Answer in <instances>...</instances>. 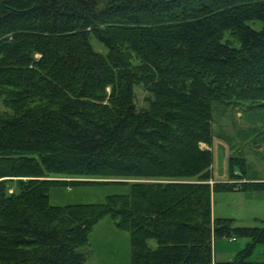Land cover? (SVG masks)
<instances>
[{
    "label": "trees",
    "instance_id": "16d2710c",
    "mask_svg": "<svg viewBox=\"0 0 264 264\" xmlns=\"http://www.w3.org/2000/svg\"><path fill=\"white\" fill-rule=\"evenodd\" d=\"M0 105V264H86L105 217L129 234L130 264H264L249 260L264 226L211 217L213 193L264 184H209L215 108L264 112V0H0ZM230 166L255 180L243 157ZM49 175L168 182L51 206L50 189L92 184ZM220 238L248 242L214 262Z\"/></svg>",
    "mask_w": 264,
    "mask_h": 264
},
{
    "label": "rangeland",
    "instance_id": "374dc122",
    "mask_svg": "<svg viewBox=\"0 0 264 264\" xmlns=\"http://www.w3.org/2000/svg\"><path fill=\"white\" fill-rule=\"evenodd\" d=\"M259 29V25L254 26ZM91 46L99 53L105 54L106 50L95 40H91ZM39 57V56H38ZM134 104L137 110L146 109V99L149 94L142 86L134 87ZM216 107V106H215ZM6 111L0 105V112ZM264 112L248 114L242 113L239 107L222 108L216 107L213 113L212 129L215 137L212 140L211 151L213 154L212 174L210 186L218 183H261L264 184V134L260 137L252 133L264 131V119L256 117ZM250 119V120H248ZM256 121V122H255ZM246 137H250L245 140ZM224 140V141H223ZM226 141V142H225ZM230 145V146H229ZM232 149H231V148ZM202 149L210 150L209 145L201 144ZM241 156L245 159L248 168L247 176L255 180L237 179L230 180L233 170H239L230 166L232 156ZM46 180L61 183L88 182L92 185L66 187H54L49 191V204L51 206H66L71 204H98L105 201L109 195H126L132 183H166L168 180L159 179H128V178H83L78 176L46 177ZM184 181L193 182L195 179ZM107 183L109 185H101ZM14 186L9 188L13 192ZM211 217L227 218L233 220L234 227H263L264 226V192H215L211 197ZM248 239L229 238L216 239L213 243V255L217 262L232 260L235 254L242 250ZM151 247H155L153 241ZM86 257V264H130L129 234L115 228L110 218L100 220L89 234L88 244L79 249ZM251 262H264V246H257L250 256Z\"/></svg>",
    "mask_w": 264,
    "mask_h": 264
},
{
    "label": "bare ground",
    "instance_id": "6f19581e",
    "mask_svg": "<svg viewBox=\"0 0 264 264\" xmlns=\"http://www.w3.org/2000/svg\"><path fill=\"white\" fill-rule=\"evenodd\" d=\"M230 240H231V241H235V238H231Z\"/></svg>",
    "mask_w": 264,
    "mask_h": 264
},
{
    "label": "crops",
    "instance_id": "0c3cea01",
    "mask_svg": "<svg viewBox=\"0 0 264 264\" xmlns=\"http://www.w3.org/2000/svg\"><path fill=\"white\" fill-rule=\"evenodd\" d=\"M213 260H214V262H217V261L214 259V255H213Z\"/></svg>",
    "mask_w": 264,
    "mask_h": 264
}]
</instances>
